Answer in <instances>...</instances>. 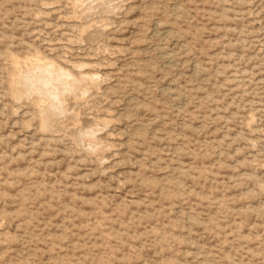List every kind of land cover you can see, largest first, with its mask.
Listing matches in <instances>:
<instances>
[{"label":"rangeland","instance_id":"obj_1","mask_svg":"<svg viewBox=\"0 0 264 264\" xmlns=\"http://www.w3.org/2000/svg\"><path fill=\"white\" fill-rule=\"evenodd\" d=\"M0 264H264V0H0Z\"/></svg>","mask_w":264,"mask_h":264},{"label":"bare ground","instance_id":"obj_2","mask_svg":"<svg viewBox=\"0 0 264 264\" xmlns=\"http://www.w3.org/2000/svg\"><path fill=\"white\" fill-rule=\"evenodd\" d=\"M64 76V73L60 71L56 72L52 67L47 69L46 66L36 64L35 67L31 69V72H29V74L27 73L24 77V82L17 85V91L20 94H25L30 90H36L41 93L46 102L45 112L48 118L46 122H48L49 126L52 125L58 112L66 110L63 96L65 95L64 92L69 89L67 87L68 84L66 85L63 82ZM69 88L71 89L70 85ZM33 94L35 93L33 92Z\"/></svg>","mask_w":264,"mask_h":264}]
</instances>
